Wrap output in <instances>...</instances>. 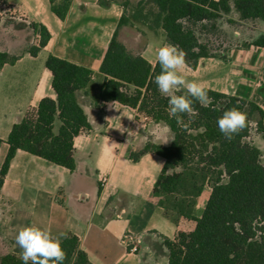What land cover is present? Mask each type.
<instances>
[{"label": "crops", "instance_id": "obj_1", "mask_svg": "<svg viewBox=\"0 0 264 264\" xmlns=\"http://www.w3.org/2000/svg\"><path fill=\"white\" fill-rule=\"evenodd\" d=\"M4 1L14 9L0 17V53L18 59L0 64V139L4 141L0 171L14 124L36 109L42 99L57 98L47 58L54 55L83 66L93 72V77L85 90L88 95L81 93L92 129L74 140L75 171L22 150L16 153L0 191V227L5 243L0 257H20L15 237L22 227L36 225L56 236L65 233L66 237H78L80 250L92 264H169L166 240L174 241L179 232H192L196 223L182 219L176 224L153 196L166 160L147 153L134 162L131 154L148 142L167 146L173 135L167 126L154 123L138 109L117 101H100L97 106L92 99L106 80L101 65L123 14L122 6L72 0L66 18L61 20L49 0ZM227 18L240 22L234 11ZM33 23L45 25L51 33L49 43L36 57L27 52L40 41ZM241 23L251 25L250 40L226 23L223 28L247 43L264 33V21ZM144 31L147 43L143 57L155 66L157 50L168 43L163 30ZM184 74L189 80L202 82L207 90L252 101L264 111V48L234 46L227 59H201L196 69L186 65ZM255 134L257 140H251L264 154V139ZM102 178L107 179L105 184ZM211 192L207 184L198 197V216ZM128 233L139 237L136 254L123 243Z\"/></svg>", "mask_w": 264, "mask_h": 264}, {"label": "trees", "instance_id": "obj_2", "mask_svg": "<svg viewBox=\"0 0 264 264\" xmlns=\"http://www.w3.org/2000/svg\"><path fill=\"white\" fill-rule=\"evenodd\" d=\"M98 1L103 6L120 4L123 14L101 65L106 80L92 99L97 106L100 101H117L138 109L154 123L167 126L173 135L167 146L148 142L131 154L134 162L147 153L166 160L153 196L176 224L182 219L196 223L192 232H179L174 241L166 240L169 264H264V154L251 140L253 131L264 139L263 109L252 101L208 90L210 102L206 106L195 102L194 115L183 116L187 126H179L168 115V97L153 82L161 71L159 64L153 66L143 57L147 29L153 33L163 30L168 44L186 52V65L191 69L204 58L227 59L233 46L217 48L212 39L228 38L224 23L239 30L245 26L241 22L264 21V0H140L129 14L127 0ZM49 2L53 13L64 20L72 0ZM233 11L240 22L227 18ZM138 25L144 28L138 30ZM31 26L40 41L27 52L36 57L51 33L43 24ZM251 45L264 48V33L241 46ZM17 59L0 53L1 65ZM46 67L53 75L57 98L42 99L14 124L0 171V191L19 150L75 171L74 140L92 129L81 93L88 95L85 90L93 72L54 55L47 58ZM232 107L247 114L248 126L229 142L219 131L217 119ZM3 143L0 139V147ZM207 184L212 192L198 216L197 199ZM61 243L67 254L64 264H92L80 250L78 237L68 236ZM0 264L23 262L15 254H5Z\"/></svg>", "mask_w": 264, "mask_h": 264}, {"label": "clouds", "instance_id": "obj_3", "mask_svg": "<svg viewBox=\"0 0 264 264\" xmlns=\"http://www.w3.org/2000/svg\"><path fill=\"white\" fill-rule=\"evenodd\" d=\"M186 56V52L176 45L161 46L156 52L161 71L153 81L158 91L168 97L169 117L183 127L187 126L183 116L194 115L195 102L205 106L210 102L206 86L202 82L186 78ZM181 88L186 90V94H175L174 90ZM217 125L224 138L231 142L247 128L248 116L238 107H232L217 119ZM62 238H66L65 233L56 236L48 229L27 225L18 231L15 242L21 249L20 259L23 264H64L67 254L62 247Z\"/></svg>", "mask_w": 264, "mask_h": 264}, {"label": "rangeland", "instance_id": "obj_4", "mask_svg": "<svg viewBox=\"0 0 264 264\" xmlns=\"http://www.w3.org/2000/svg\"><path fill=\"white\" fill-rule=\"evenodd\" d=\"M61 1L62 0H59V2H61ZM127 1L129 2L128 8H127L128 9L127 12L129 14L131 9H132V7L135 6L134 4H136L140 0H127ZM138 26H139V27H137L138 30H140L141 28H144L141 25H138ZM251 29H252L251 25H248V26L245 25V26L241 27L239 30L246 36V38H248V40H250V38L253 36V32H252ZM228 35H229L228 38H222V41H220L219 39H212L213 45L215 47H217V48H218V46H223V48H227L229 46H233L234 47V46H241V45L245 44L243 39L235 38L234 35H233V32H229ZM255 133L256 132L253 131L252 136H251L252 140L253 139L257 140V137L255 136L256 135ZM263 162H264V159H263ZM1 232H2V228L0 227V255L3 252L1 247L5 248L4 247L5 243H4V241H2L3 240V238H2L3 236L1 235Z\"/></svg>", "mask_w": 264, "mask_h": 264}, {"label": "built area", "instance_id": "obj_5", "mask_svg": "<svg viewBox=\"0 0 264 264\" xmlns=\"http://www.w3.org/2000/svg\"><path fill=\"white\" fill-rule=\"evenodd\" d=\"M13 6L6 3L4 0H0V17L4 16V14H7L9 12L13 11ZM107 182L106 178L101 179V183L105 184ZM123 243L127 247L128 251L130 253H138L139 252V237L135 234H125L123 237Z\"/></svg>", "mask_w": 264, "mask_h": 264}]
</instances>
